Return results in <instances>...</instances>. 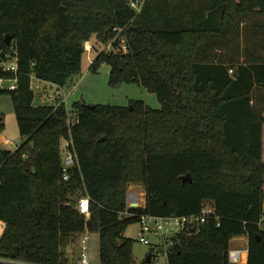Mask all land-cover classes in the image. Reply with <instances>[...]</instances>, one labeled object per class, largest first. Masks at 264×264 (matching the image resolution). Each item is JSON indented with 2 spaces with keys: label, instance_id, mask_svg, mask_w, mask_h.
Instances as JSON below:
<instances>
[{
  "label": "trees",
  "instance_id": "obj_1",
  "mask_svg": "<svg viewBox=\"0 0 264 264\" xmlns=\"http://www.w3.org/2000/svg\"><path fill=\"white\" fill-rule=\"evenodd\" d=\"M118 29L127 51L101 49L88 69L109 65L110 85L143 86L160 108L74 101L69 125L64 102L32 104L31 75L66 86L85 41L108 42ZM14 56L16 73L0 80L16 78V88L0 82V95L11 96L22 141L0 148L1 255L66 264L63 248L88 232L98 234L100 264H136L128 225L210 201L218 222L179 234L167 264H231L229 241L242 235L244 264H264V0H145L137 15L128 0H0V59ZM69 137L76 163L62 180ZM132 183L144 189L141 207L127 204ZM85 195L88 216L77 209ZM152 250L139 264H152Z\"/></svg>",
  "mask_w": 264,
  "mask_h": 264
},
{
  "label": "rangeland",
  "instance_id": "obj_2",
  "mask_svg": "<svg viewBox=\"0 0 264 264\" xmlns=\"http://www.w3.org/2000/svg\"><path fill=\"white\" fill-rule=\"evenodd\" d=\"M89 40L92 41L93 50H91L89 54L86 51L83 53L80 71L73 75L69 79L67 85L63 87L67 94L65 105L69 112V119L75 117V112L71 109V104L74 101H81L86 104L108 103L126 106L128 105L130 99H139L152 108H160V101L157 95L154 92L148 91L143 86L133 82H122L116 86L110 85L108 83L109 65L102 63L96 71L89 70L88 57L93 58L96 53L108 43L100 42L96 39V35H92ZM72 85H74V90L71 92L70 88ZM32 88L35 92H40L41 101L43 103L53 104V99L47 96L48 93H52L55 89L52 84H48L47 82L41 80H35L32 84ZM0 113L3 115L4 121V126L2 130H0V148L14 150L16 146L21 143L22 138L19 135L11 96L8 93L0 95ZM6 140L7 143H5ZM59 147L60 153L63 155L65 152L64 138L60 139ZM143 190L142 185L139 183H132L128 188V192H143ZM138 229V222H134L128 225L123 232V236L132 239V258L136 264L145 260L150 247H152L151 245L143 244L138 240ZM147 237L151 243L155 242V239L151 235H148ZM245 242L246 238L244 235L235 236L229 241V249L243 247ZM63 251L67 259L66 264H81L79 237L70 241L69 244L63 248ZM86 253L88 257V264H100L98 234H88ZM152 264H167L166 256L164 254H160L157 257H153Z\"/></svg>",
  "mask_w": 264,
  "mask_h": 264
},
{
  "label": "built area",
  "instance_id": "obj_3",
  "mask_svg": "<svg viewBox=\"0 0 264 264\" xmlns=\"http://www.w3.org/2000/svg\"><path fill=\"white\" fill-rule=\"evenodd\" d=\"M145 0H128L129 7L133 10L134 15H137L144 4ZM122 30L118 29L115 35L108 41L107 45L102 49L110 52L124 53L127 51V44L125 38L121 35ZM84 50L89 54L92 50V41L87 40L84 43ZM89 64L92 61V57H88ZM17 59L12 57L8 60L0 59V71L16 73L17 71ZM233 73V70H229ZM36 79L33 75L30 77L31 86ZM0 82H7L5 88L9 90H14L16 88V78H11L8 80H0ZM46 82V81H44ZM52 84L55 89L52 93H48L47 96L53 99V103H60L66 101L67 94L62 86H58L54 83ZM74 90V85L71 86L70 91ZM39 99L41 100V94L39 92ZM76 121L75 118L68 119V124H73ZM7 143V140L6 142ZM65 152L62 155L61 161V173L62 180L69 179V171L76 163L75 152L70 149L72 145V139H64ZM143 195L140 192H128L127 194V204L129 207H141L143 203ZM77 209L80 213L85 216L89 215L90 202L88 196H82L78 199ZM219 217L216 214L215 207L212 202L205 201L198 213L188 214V215H154V214H141L138 220L139 229L137 231L138 240L147 245H151L154 257L160 254L167 256L168 251L174 245L175 239L181 233L196 234L200 230V226L210 220L218 222ZM264 223V216L259 220L258 225ZM5 222L0 220V235L5 228ZM88 232L81 234L79 238L80 244V261L81 264H88L87 257V241ZM148 235H151L155 242L151 243L148 239ZM247 249L243 247L231 248L228 251V260L231 264H244L245 254ZM0 263L6 264H40V263H29L22 260H18L14 257H7L0 254Z\"/></svg>",
  "mask_w": 264,
  "mask_h": 264
},
{
  "label": "water",
  "instance_id": "obj_4",
  "mask_svg": "<svg viewBox=\"0 0 264 264\" xmlns=\"http://www.w3.org/2000/svg\"><path fill=\"white\" fill-rule=\"evenodd\" d=\"M236 72H233V76H235ZM7 82H2L1 87L4 88ZM43 102L39 99V92L34 93V99L32 104L33 105H41ZM87 107H94L93 104H85ZM130 109H132V106H130ZM186 178L190 179V175L187 174L186 176H183L182 179L185 180ZM151 259V252H149L145 258L146 262H150Z\"/></svg>",
  "mask_w": 264,
  "mask_h": 264
},
{
  "label": "crops",
  "instance_id": "obj_5",
  "mask_svg": "<svg viewBox=\"0 0 264 264\" xmlns=\"http://www.w3.org/2000/svg\"><path fill=\"white\" fill-rule=\"evenodd\" d=\"M262 143H263L262 157H264V124H263V129H262ZM132 192H137V191H132ZM140 193L144 196V190H143V192H140ZM143 203H144V197H143ZM243 248L247 249V238H246V242H245V245L243 246ZM246 259H247V251L245 254V262H246Z\"/></svg>",
  "mask_w": 264,
  "mask_h": 264
}]
</instances>
